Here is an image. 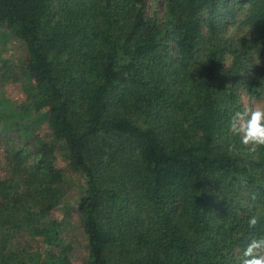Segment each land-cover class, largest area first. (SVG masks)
Here are the masks:
<instances>
[{
  "label": "trees",
  "instance_id": "16d2710c",
  "mask_svg": "<svg viewBox=\"0 0 264 264\" xmlns=\"http://www.w3.org/2000/svg\"><path fill=\"white\" fill-rule=\"evenodd\" d=\"M147 1L0 0L29 92L0 100V264H239L264 235V146L228 132L243 94L264 99V0ZM67 171L85 257L54 217Z\"/></svg>",
  "mask_w": 264,
  "mask_h": 264
},
{
  "label": "rangeland",
  "instance_id": "374dc122",
  "mask_svg": "<svg viewBox=\"0 0 264 264\" xmlns=\"http://www.w3.org/2000/svg\"><path fill=\"white\" fill-rule=\"evenodd\" d=\"M162 2L163 0H148L146 7L148 14L151 16L156 12L163 14ZM232 31L238 36H250L253 33L252 30L246 27L235 28ZM27 53L28 50L25 43L12 34L8 29L0 26V100L3 98L9 99L17 106L29 100V92L26 89L25 79L22 72ZM20 65L22 66L21 68ZM256 100L259 99L250 98L246 94H243V105ZM32 120H34L33 123ZM28 122V124H33L36 133L43 137H51V130L48 126V122L42 120L40 114L37 115L33 112L28 119ZM21 141H25V139H22ZM0 154L3 161L2 168L6 171L7 162L4 152H1ZM58 156V166L63 168L67 167L65 161L66 150L63 145L58 149ZM80 183L81 179L79 174L70 171L66 172V197L54 211V217L59 221L65 222L63 226L64 237L80 249L81 256L85 257L89 254L88 238L81 226L79 216L73 208L79 198ZM74 264H83V261L75 260Z\"/></svg>",
  "mask_w": 264,
  "mask_h": 264
},
{
  "label": "clouds",
  "instance_id": "9594fccd",
  "mask_svg": "<svg viewBox=\"0 0 264 264\" xmlns=\"http://www.w3.org/2000/svg\"><path fill=\"white\" fill-rule=\"evenodd\" d=\"M228 132L238 137L240 145L249 155L255 154L258 148L264 146V99L247 103L236 110L229 119ZM234 151L239 154L236 144L230 143L228 152ZM258 222L257 214L251 215L247 221L250 228H254ZM239 264H264V235L252 238L247 243L240 255Z\"/></svg>",
  "mask_w": 264,
  "mask_h": 264
}]
</instances>
